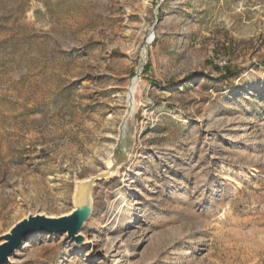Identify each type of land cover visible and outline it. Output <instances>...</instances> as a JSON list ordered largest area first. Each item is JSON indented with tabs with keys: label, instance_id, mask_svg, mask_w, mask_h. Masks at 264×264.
<instances>
[{
	"label": "rangeland",
	"instance_id": "obj_1",
	"mask_svg": "<svg viewBox=\"0 0 264 264\" xmlns=\"http://www.w3.org/2000/svg\"><path fill=\"white\" fill-rule=\"evenodd\" d=\"M89 177L4 264H264V0H0V243Z\"/></svg>",
	"mask_w": 264,
	"mask_h": 264
},
{
	"label": "water",
	"instance_id": "obj_2",
	"mask_svg": "<svg viewBox=\"0 0 264 264\" xmlns=\"http://www.w3.org/2000/svg\"><path fill=\"white\" fill-rule=\"evenodd\" d=\"M148 43L149 41H146L143 46V58L145 61L147 60ZM130 95L131 88L129 87L127 100L130 98ZM125 120L126 114L122 122L123 124L125 123ZM120 132L122 134L123 125ZM116 162H120V157ZM104 174L108 176L107 172ZM96 178L97 177H89L86 180H83L87 184L84 195H79L77 186L80 181L77 182L74 194V209L70 213L60 216H46L36 213L30 214L17 221L2 237L3 241L0 243V264H4L8 256L11 255L12 252L19 247L23 241H25V239L35 235L37 232H41L42 234L66 232L68 237L78 243H83L84 239L82 235L76 234L91 213L92 200L90 198V192Z\"/></svg>",
	"mask_w": 264,
	"mask_h": 264
},
{
	"label": "bare ground",
	"instance_id": "obj_3",
	"mask_svg": "<svg viewBox=\"0 0 264 264\" xmlns=\"http://www.w3.org/2000/svg\"><path fill=\"white\" fill-rule=\"evenodd\" d=\"M149 43H150V41H149ZM142 54H143V51H142ZM136 81H137V78L133 77L132 80H130V82H129L128 88L129 87L131 88V95H130V98L127 100L126 120H125V123L123 124L122 134H125V131H126V128L128 125V119L130 118V116H132L134 110L136 109L137 105L139 104L137 102V100L135 99V96H134ZM127 95H128V89H127ZM119 167H120V164L116 162L115 158L109 157L107 159V161H106V172L108 173V176L116 175ZM86 186H87L86 182L80 181V183L77 186L78 191H79V195H84L85 190H86ZM90 198H91V196H90ZM79 234H82V233H79ZM25 246H29V243L25 242V244L22 245L21 247H25Z\"/></svg>",
	"mask_w": 264,
	"mask_h": 264
}]
</instances>
